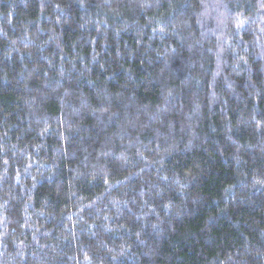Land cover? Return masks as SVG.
Segmentation results:
<instances>
[{"label":"trees","instance_id":"1","mask_svg":"<svg viewBox=\"0 0 264 264\" xmlns=\"http://www.w3.org/2000/svg\"><path fill=\"white\" fill-rule=\"evenodd\" d=\"M0 264H264V0H0Z\"/></svg>","mask_w":264,"mask_h":264}]
</instances>
